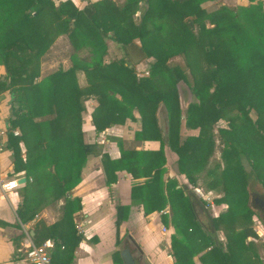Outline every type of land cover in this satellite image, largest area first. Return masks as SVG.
Returning <instances> with one entry per match:
<instances>
[{
	"label": "trees",
	"instance_id": "trees-1",
	"mask_svg": "<svg viewBox=\"0 0 264 264\" xmlns=\"http://www.w3.org/2000/svg\"><path fill=\"white\" fill-rule=\"evenodd\" d=\"M203 1L92 0L77 7L72 0H0V91H11L3 141L12 172L25 177L15 212L25 222L44 205L61 200L56 220L35 219L31 227L35 243L52 241L51 263L71 260L80 238L71 214L80 208V198L70 196V190L86 159L98 156L105 184L115 181L117 170L130 174L131 202L144 212L168 204L170 221L166 213L159 215L173 228L172 264H264L257 244L247 238L256 237L248 181L264 189V0L221 4L211 11L201 6ZM60 33L73 47L71 63L40 73L38 57ZM107 39L122 47L137 41L149 59L147 74L137 76L124 56L107 59ZM174 55L182 57L191 78L193 100L184 109L176 82L187 79L182 67L167 63ZM89 97L95 131L138 120L133 139L154 140L157 146L126 147L117 139L118 155L110 157L100 143L85 141L81 113ZM220 118L225 125L216 126L215 135L213 125ZM181 126L197 131L181 137ZM215 144L223 164L207 165ZM164 147L176 155L178 173L188 182L194 183L195 173L205 168V187L221 192L213 201L225 203L224 210L205 213L193 191L176 187L174 176L164 177ZM127 212L128 205H115L116 229ZM261 246L264 252V240Z\"/></svg>",
	"mask_w": 264,
	"mask_h": 264
},
{
	"label": "crops",
	"instance_id": "crops-1",
	"mask_svg": "<svg viewBox=\"0 0 264 264\" xmlns=\"http://www.w3.org/2000/svg\"><path fill=\"white\" fill-rule=\"evenodd\" d=\"M72 1L77 7H82L87 1L92 0ZM109 41L111 42V40ZM2 70L3 67L0 64V73ZM79 81L81 82V79ZM8 90L0 91V133L2 131L4 133L8 116V111L5 107L6 101H4ZM6 105L8 106L9 103L7 102ZM88 122L89 127L86 129H84L83 125L81 126L83 135L87 134L90 138L84 139L83 137V139L88 142L100 143L102 150L106 151L110 157L118 155V147L113 136L120 139L125 137L126 133L127 137H132V131L138 126L134 120H126L123 124H113L100 131H95L90 119ZM125 127L130 129L125 130ZM133 142L134 144L132 145L135 148H155L157 146V141L154 140H136ZM2 146L4 145L1 141L0 151L1 149L5 150ZM168 150L167 147H164L165 167L168 161L171 162L170 159L173 160L175 158V156L172 157L174 153ZM8 156L9 152L6 150L0 154L2 160L0 178H8L14 175L21 176V171L14 172V174L8 176L7 171L11 170L9 169L10 160ZM170 166L173 170V162L170 163ZM115 173V181L105 184L98 156H89L82 166L80 180L71 188V193L69 194L80 198V208L71 214L74 228L80 238L73 248L69 264H123L119 250L125 244L129 245L128 247L132 250L131 253L138 264H172L171 256L168 254V239L173 229L170 224L162 223L159 215L160 212H164L168 218V204L166 203L162 211L144 212L141 204L131 202L129 190L133 179L130 174L124 170H117ZM165 174L167 176L176 175V173L169 175L167 171ZM20 184L5 191L4 194L0 191V264H15L16 248L19 245L21 236L18 224L19 218L15 212V207L20 201V195L17 194V196H10L9 198L8 194H12L13 189L20 188ZM206 191L210 193L215 190L207 188ZM59 202L61 201L58 200ZM116 204L128 205L127 216L119 222L117 229L114 225ZM224 207L225 204L223 203L214 205L212 202L211 209L219 212L224 210ZM50 210L49 204L44 205L37 211L35 218L27 220L23 224L30 231L32 230L31 224L35 219H41L46 224L53 222L57 219L58 210L56 208V216H53ZM218 234L221 235L220 233ZM129 237L138 245L140 251L130 243ZM115 251L118 252L119 257L114 254Z\"/></svg>",
	"mask_w": 264,
	"mask_h": 264
},
{
	"label": "rangeland",
	"instance_id": "rangeland-1",
	"mask_svg": "<svg viewBox=\"0 0 264 264\" xmlns=\"http://www.w3.org/2000/svg\"><path fill=\"white\" fill-rule=\"evenodd\" d=\"M113 1L119 3L121 0H113ZM247 2H248V0H205V1L201 2V6H203L207 11H211V10L215 9L218 5H221V4H225V5L230 6V7H236L240 4H246ZM107 41H108V44H107L108 48H107V54L105 56L107 59L118 58V57L124 56L126 58V61H128L132 64L133 71L137 76H142V75L147 74V66H148L149 59L145 58L143 56V54L141 53V51L138 47L137 41H135L132 44H128L125 47H122L120 44H118L114 41H111V42L109 40H107ZM73 51H74L73 47H72L68 37L66 36V34H64V33L58 34L53 39V41L50 43L48 48L38 57L39 72L40 73L49 72L57 66H62V67L68 66L71 63L70 55H71V52H73ZM80 54L81 55L84 54V51L81 50ZM167 63L169 65L178 64L180 67H182L184 69L183 71H184V74L186 76L187 81L184 82L182 79H179L176 82V88H177L178 95H179V97H178L179 98V106L181 109H184L186 107L187 103L190 100H193V96H192V94L188 88V83L191 82L189 71L184 66L183 59L180 55H174V56L169 57L167 59ZM81 76L83 77V75H81V73L78 72V79L79 80L81 79ZM10 98H11V91L8 90L6 92L5 98H4L5 99L4 101H6L5 107H6L7 111H8L7 107H9V105L7 106L6 104H7V102L10 104ZM91 103H93V99L90 97L84 101L85 108L81 113L82 118H83L82 125H83L84 129L89 127L88 120L90 119V109L92 106ZM133 112H134L135 117L138 118L137 112L136 111H133ZM156 113H157L158 119L160 121V124L162 126H164V113L160 107L158 110L156 109ZM46 116L47 115L39 116V117H36L35 119L44 118ZM249 116L253 119L255 117V113H253V111L250 110ZM126 120H129V119H126ZM125 121L123 123H125ZM131 121H133V120H131ZM134 121L138 125V120H134ZM123 123H121V124H123ZM219 125H225L224 119L220 118L214 123L213 132L215 135H216V126H219ZM126 129L129 130L130 128L125 127V130ZM13 130H17V129L14 128ZM85 131H84V133H86ZM180 131H181L180 133H181V137H182L187 133H191V132L194 133L197 130L196 129H186L183 126H181ZM109 135H112V134H109ZM124 136L125 137L120 138V139H119V137L113 136L114 137L113 139L115 141L117 139H119L121 146H126V147L127 146H133L132 145V144H134L133 141H136L133 139V135H132V137H127L126 133H125ZM83 137H84V139H87L88 137L90 138V136H88L87 134H84ZM3 139L4 138H3V131H2L0 133V142L2 141L3 145H4ZM116 146L118 147L117 143H116ZM2 147H4L7 152H9L5 146H2ZM5 150L1 149L0 154L4 153ZM174 156L176 158L175 154H173L172 157H174ZM8 157L10 160L9 169H11V170L7 171V174H8V176H10V175L14 174V172H12V165L13 164H12V157H11L10 153H9ZM20 157H23V153L20 155ZM175 158H173V160L170 159L171 162L176 163L174 161ZM214 160H218L220 162V164H223V159L219 156L218 144L214 145L213 151L208 157L207 165L211 164ZM20 162H21V159L18 158L17 163H20ZM171 162L170 161L167 162L166 171L169 175H173V173H176V175L174 176V180L176 182L175 186L177 187L179 185H185L186 190L188 189V190L193 191L195 193V197L197 198V200L199 202L200 198H199L198 194L195 192L194 188H196L197 191H206L207 188L205 187V184L203 181L205 179V176H206L205 175V168H202L199 171H197L195 173V182L190 183L186 180V178L181 173H178V170L177 171H173L174 169L172 170V168L170 166ZM165 163H166V161H165ZM165 163H164V165H165ZM243 163H244L245 167L247 168L248 167L247 163L245 161ZM0 164H2L1 158H0ZM262 168L263 167H260V169H262ZM166 176L167 175L165 174L164 177H166ZM163 182H165V179L163 180ZM40 185H41L40 183L39 184H32V185H30V187L25 192H32L33 190H36ZM247 186H248V189L250 192L251 191H257L258 193L263 195V199H260V197H255V196L250 195V203H251L253 209L256 211V215L253 214L251 216V224L252 225H258L259 229L262 231V234H263L262 236H259V237L256 236L254 241L257 244V250H258L259 255L262 258H264V252H263L262 246H261V242L264 240V189L257 182H254L253 180L248 181ZM212 189H214V188H212ZM214 190L215 191H211L209 193V195L212 197V199L219 197L221 194L220 191H218L216 189H214ZM21 191H22V189L19 187L17 189H13L12 194H8V197L10 198V196L11 197L17 196V194L20 195ZM57 203L58 202H54L53 204H49L51 207L50 211H51V214L53 216L57 215V210H56ZM199 203L201 205V202H199ZM220 203H223V202H220ZM220 203H216L213 201L214 205L220 204ZM223 204H225V203H223ZM201 206L204 209V212L207 214L216 215L218 213V212H215L213 209H211L212 205L208 206V207H204L203 205H201ZM225 207H226V204H225ZM167 210H168L167 221H170V216H169L170 211H169L168 207H167ZM197 217L202 223H204V224L206 223L205 214L202 213L200 211V209L197 210ZM34 218H35V216H34ZM31 219H33V218H31ZM168 224H170V222ZM32 225H33V223L31 224V227H32ZM218 233H220V231H216L217 237L222 239V236L219 235ZM168 254L170 255L169 239H168ZM171 259H173L172 256H171ZM193 260L196 263H198L197 255L193 256Z\"/></svg>",
	"mask_w": 264,
	"mask_h": 264
},
{
	"label": "built area",
	"instance_id": "built-area-1",
	"mask_svg": "<svg viewBox=\"0 0 264 264\" xmlns=\"http://www.w3.org/2000/svg\"><path fill=\"white\" fill-rule=\"evenodd\" d=\"M13 134H17V130H12ZM17 175L8 178H0V191L4 194L5 191L17 186ZM200 200L204 207L212 205L213 199L207 191H197ZM162 211V210H161ZM18 224L21 231V236L19 240V245L16 248V260L15 264H52L50 260V250L52 248V241L50 239H45L40 243H35L32 240V235L30 234L29 228L26 227L23 222L18 219ZM256 236H262V231L259 229L258 225H252ZM248 239L254 240L255 237H247Z\"/></svg>",
	"mask_w": 264,
	"mask_h": 264
},
{
	"label": "water",
	"instance_id": "water-1",
	"mask_svg": "<svg viewBox=\"0 0 264 264\" xmlns=\"http://www.w3.org/2000/svg\"><path fill=\"white\" fill-rule=\"evenodd\" d=\"M172 167H173L174 171L178 170L176 163H173ZM24 181H25V177L23 175L17 177L18 183H22ZM250 195L255 196V197H260V199H263V195L258 193L257 191H251ZM30 234L32 235V230H30ZM129 240H130V243L133 244L135 246V248L140 251L138 245L130 237H129ZM128 246L129 245L125 244L119 250V255L121 257L122 263L123 264H138V262H136V260H135L134 256L132 255Z\"/></svg>",
	"mask_w": 264,
	"mask_h": 264
}]
</instances>
